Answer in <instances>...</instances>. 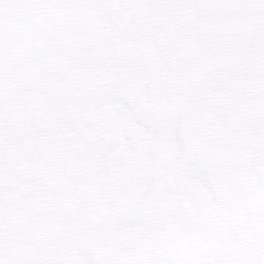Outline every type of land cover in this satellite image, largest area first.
<instances>
[{"label": "rangeland", "instance_id": "1", "mask_svg": "<svg viewBox=\"0 0 264 264\" xmlns=\"http://www.w3.org/2000/svg\"><path fill=\"white\" fill-rule=\"evenodd\" d=\"M115 103L145 165L82 128L88 109ZM61 130L81 148H45ZM26 139L36 160L7 162ZM0 158V264H120L126 249L135 264H264V0H0ZM47 169L76 178L89 210L111 186V204L143 209L145 236L111 242L113 218L72 234L39 226L10 198ZM157 172L154 191L130 192Z\"/></svg>", "mask_w": 264, "mask_h": 264}, {"label": "flooded vegetation", "instance_id": "2", "mask_svg": "<svg viewBox=\"0 0 264 264\" xmlns=\"http://www.w3.org/2000/svg\"><path fill=\"white\" fill-rule=\"evenodd\" d=\"M115 104H121V103H115ZM113 104H106L98 107H93L91 109H96L104 106H109ZM128 107V106H127ZM91 109H88L87 112ZM130 110V108L128 107ZM86 112V115H87ZM131 112V110H130ZM132 115V113H131ZM133 118V128H135V132L132 134L127 133H121L120 135H113L112 132H120L124 130H127L128 128L125 126H119V125H108L105 126L104 129H101V127H95L91 126L87 123H84L85 126H82L83 129H86L89 131V134H94L96 138H98L99 143L101 140L106 141L107 145H114L119 148L121 152H124L128 147L133 148L134 151L130 152L128 156L132 155L133 158L136 159L138 162V166L145 165L146 163L143 162L144 159L137 154L143 153V148L139 143L140 139L142 138V135L140 134L138 127L135 125L134 117ZM66 128L71 129V126H61L60 129ZM103 128V127H102ZM162 128L164 132L166 133L169 129L166 126L162 125ZM60 132H63L65 134H61L58 132L56 135H49L48 141L45 142L47 144L48 148L50 145L53 144H77L79 148H81V145L83 142H77L75 138L74 132L72 130H61ZM171 133L168 135L167 138H170ZM165 137V138H166ZM32 141V140H31ZM33 147H34V153L23 157L22 161L24 160H36L38 156V148L36 147V144L32 141ZM106 148V147H104ZM136 150V151H135ZM140 161H142L140 163ZM166 163V165H165ZM20 164V163H19ZM168 165V157L166 158L164 164H163V171L165 174H167L170 177V170L168 171L166 166ZM165 167V169H164ZM140 168V167H139ZM144 169V166H143ZM50 169H47L45 172L41 173V188H32L29 185L20 186L18 188V192L21 194L20 197L18 196H11L10 203L16 204L19 202H22L23 204L21 207H25L28 209L29 216L33 219H36V214H39V226L43 228H62L63 230H68L70 234H72L73 227L76 223L80 224L81 222H97L99 224H102L104 227L108 228L111 224V219H114V224L118 225V228L109 236V240L111 241L112 236L123 229L134 227V226H142L145 230V234L147 232V228L145 226V222L142 219L141 216H137L136 213H142V211H135V210H128L126 204H111L109 200V194L110 187L106 189L107 194V200L105 199L106 204L105 205H96L95 210L93 209H87L83 208L80 205V197L77 194L76 189H74V185L71 184L72 181L76 180V178L71 177L70 173H64V174H56L49 171ZM144 172V171H143ZM158 173V172H157ZM154 174V179L147 178V172H144L146 175H142L138 178L135 185H132L133 187L130 192H142L144 189L149 191H154L155 180L157 179V175L159 173ZM168 177V178H169ZM172 177V176H171ZM109 179V180H108ZM116 180V174L111 173L109 177H106V181H112ZM100 183V182H99ZM186 184V183H184ZM168 185L171 187L177 186V183L175 181H172L170 178L168 179ZM76 188H78V184L76 183ZM162 187H165V184H162ZM192 188L190 187L189 190ZM84 200H87V197L84 196ZM93 200L95 203H101L102 199L100 197L95 199V196H93ZM139 198H134L131 201L135 202L136 204L130 205L128 208H143V206L137 204L140 203ZM124 201V199H123ZM1 202L5 205L7 204V198L2 197ZM203 209H206V205L203 206ZM16 211V210H15ZM6 213V212H5ZM4 213V214H5ZM192 213L189 212V215ZM200 214V211H199ZM200 218V215H199ZM201 219V218H200ZM37 220V219H36ZM135 221V222H131ZM191 222V221H190ZM91 231V227L89 228ZM144 234V236H145ZM143 236V237H144ZM141 237V238H143ZM100 238V236H99ZM140 238V239H141ZM92 241H94L95 237L92 236L90 238ZM139 239V240H140ZM112 242V241H111ZM137 242V241H136ZM136 242H118L115 244L123 243L122 245L132 244ZM114 243V242H113ZM211 247H208L210 249ZM132 250V249H126L125 251ZM125 251L121 252L119 255L124 253ZM133 251V250H132ZM136 254V253H135ZM118 255V256H119ZM208 261L210 264L213 262L212 257H208L205 259V257L201 258V263L204 264V261Z\"/></svg>", "mask_w": 264, "mask_h": 264}, {"label": "water", "instance_id": "3", "mask_svg": "<svg viewBox=\"0 0 264 264\" xmlns=\"http://www.w3.org/2000/svg\"><path fill=\"white\" fill-rule=\"evenodd\" d=\"M125 45L131 46V44L127 42L125 43ZM85 123L98 128L101 127V129H104L105 126L108 125H119L129 128L130 132H127L126 130H124V132H112L115 136L120 135L121 133L132 134L133 132H135V128H133L132 116L129 112V109L123 104H115L100 107L97 109H91L88 111V117L86 118ZM22 149L23 151L21 152L18 147H13L6 153L5 160L9 163H18L22 161L23 157L33 154L34 147L32 141L30 139L25 140L22 143ZM144 234L145 230L142 226L129 227L116 232L112 236L111 241L114 243L135 242ZM119 263L135 264V253L132 250L125 251L119 256Z\"/></svg>", "mask_w": 264, "mask_h": 264}, {"label": "bare ground", "instance_id": "4", "mask_svg": "<svg viewBox=\"0 0 264 264\" xmlns=\"http://www.w3.org/2000/svg\"><path fill=\"white\" fill-rule=\"evenodd\" d=\"M126 131H127V132H130V131H129V128H128V130H126Z\"/></svg>", "mask_w": 264, "mask_h": 264}]
</instances>
